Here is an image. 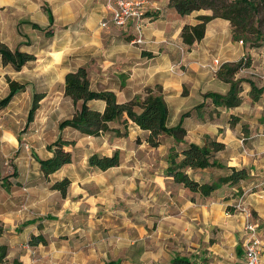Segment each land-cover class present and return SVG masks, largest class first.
<instances>
[{"label":"crops","instance_id":"obj_1","mask_svg":"<svg viewBox=\"0 0 264 264\" xmlns=\"http://www.w3.org/2000/svg\"><path fill=\"white\" fill-rule=\"evenodd\" d=\"M16 1L0 0V6L14 5ZM146 2L144 44L134 43L133 26H101L111 15L105 0L103 5H96L93 18L84 24L88 34L85 37L78 34V45H72L73 34L68 33L64 36L68 46L62 53L37 55L36 61L15 70L14 75L9 74L26 88L0 109V226L4 228L0 242L9 246L10 256L19 257L25 264L110 261L173 264L176 257H186L191 264H245L242 234L237 233L244 231V217L240 214L243 222L240 226L236 224V213L226 209L241 197L253 211L256 222L264 228V93L253 100L251 85L244 81L243 103L235 108L216 106L211 98L204 97L207 92L226 94L230 90V83L212 69L215 59L222 64L235 63L243 54L251 55L250 51L255 48L234 41L231 23L223 18L212 19L204 38L188 45L183 42L182 30L187 24L199 23L197 16L202 13L194 11L182 16L170 6L169 0ZM27 9L22 11L23 19L16 23L17 30L21 23L28 27H32L31 22L39 24L35 16L40 18L43 28L51 24L47 10L42 11L37 5ZM13 15L0 19V25L4 24L12 33L16 29H13ZM57 19L54 15V24L58 26ZM74 19L73 13L63 23H73ZM23 41L24 37L18 34L17 44L22 45ZM79 67L87 68L93 90L114 91L120 103L145 95L147 87L161 85L169 108L167 124L174 127L182 122L187 131L184 142L178 143L173 136L163 134L160 146L151 147L147 142L149 132L132 120L124 123L126 115L111 121V130L99 136L84 134L71 126L60 129L59 123L72 117L82 103L75 106L65 94L66 74ZM9 91L7 83L0 100ZM35 93L45 96L34 120L28 123ZM88 104L99 111H104L106 106L100 99H92ZM200 104L204 106L198 110ZM187 112L191 114L184 116ZM207 136L225 144V149L216 156L221 163L245 167L249 176L235 185L225 184L205 197L176 182L173 176L167 175L166 169L172 146L181 150L188 143L204 145ZM59 138L74 142L65 147L72 153V162L46 178L39 159L54 155V149L49 146ZM116 152L120 154L118 166L102 170L89 163L93 154L113 156ZM188 173L197 181L212 182L228 174V170L189 168ZM65 177L71 180V185L63 197L52 186ZM111 202H151L152 211H158L159 202H164L161 204L166 212L163 217L149 220L159 223L158 238H172L175 243L183 238L181 233H187L184 238L194 241L188 248L189 253L182 252L184 247L168 243H160L154 250L143 248L138 236L143 234L144 227L134 224L141 222L142 217L126 220V226L121 227L125 231L116 238L96 236L92 224L103 222L105 216L95 212L109 207ZM52 215L57 223L70 222L69 237L47 233V222L52 220L49 218ZM40 233L48 242L30 244L31 236ZM211 237L215 239L213 243L209 242Z\"/></svg>","mask_w":264,"mask_h":264},{"label":"trees","instance_id":"obj_2","mask_svg":"<svg viewBox=\"0 0 264 264\" xmlns=\"http://www.w3.org/2000/svg\"><path fill=\"white\" fill-rule=\"evenodd\" d=\"M169 4L178 14L185 16L202 9L212 10V14H200L197 16L199 23L195 25L187 24L182 30L183 42L192 45L201 41L206 34L207 24L215 18L227 19L231 23L232 38L234 41H251V47H259L260 41L264 39V34L260 27L264 25V0H169ZM50 22H54V15L50 9H47ZM34 29L43 30V27L35 22H31ZM51 34L50 31H47ZM253 38H249V35ZM0 56L4 65L11 64L17 71L21 70L28 62L37 59L34 53L23 51L19 48L12 50L6 44L0 41ZM252 60L249 56L241 58L232 63H223L218 70V76L224 81L230 83V90L226 94L217 92H207L205 98H211L216 106L235 108L243 103L244 90L242 83L247 81L251 85L250 97L258 100L264 93V86L259 87L254 80L249 78H236V74L242 69L250 67ZM216 74V75H217ZM10 88L9 93L0 100V109L6 107L20 90H25L26 85L17 80L7 77ZM65 94L72 98L75 106L81 103L72 117L66 118L59 123L60 129L71 126L84 134L99 136L104 132L110 131L109 123L114 120H121L124 115L126 119L135 122L141 129L149 132L147 142L151 147H158L161 144V136L168 134L174 137L175 141L184 142L186 129L180 122L177 126L169 127L167 124L169 116L168 104L165 101L161 85L147 87L145 95H137L127 102L120 103L114 91L102 90L95 91L91 88L90 78L86 67H79L65 76ZM44 93H35L31 109L28 114V123L34 120L40 101L44 98ZM92 99L105 101L104 111L91 108L88 102ZM204 104L197 106L199 110ZM187 112L184 116H189ZM120 132L118 131V134ZM74 142L59 138L49 147L54 149V155L49 159H39L41 169L46 178L59 170L65 164L72 162V153L65 149ZM225 149V144L207 136L204 145L188 143L185 148L178 150L176 146L170 148L168 156V167L166 173L173 176L174 180L182 183L191 192H199L208 197L215 190L225 184L235 185L241 180L248 178L247 168L236 166H225L217 158L218 152ZM89 163L93 167L107 170L110 167L120 164V154L116 152L113 156H100L93 154L89 158ZM208 169V168H226L228 174L219 176L212 182H200L193 178L188 169ZM7 181L4 178V183ZM71 180L65 177L53 184V188L59 190L63 197L67 195ZM4 233V228L0 226V237ZM47 238L42 234L32 235L29 243L37 245L46 244ZM10 250L7 244L0 242V264H25L19 257L10 260ZM173 264H191L186 257H176ZM105 264H119L116 261H110Z\"/></svg>","mask_w":264,"mask_h":264},{"label":"rangeland","instance_id":"obj_3","mask_svg":"<svg viewBox=\"0 0 264 264\" xmlns=\"http://www.w3.org/2000/svg\"><path fill=\"white\" fill-rule=\"evenodd\" d=\"M104 1L105 0H96L97 4L99 3V5H103ZM97 4H95L93 0H17L14 5L5 3L3 7L0 6V19L2 17L6 18L7 14L14 13L15 15L12 16L14 20L13 29H15V27L16 29L12 33L11 29L10 30L7 29L4 24L0 25V41L6 44L12 50L19 48L21 50L34 53L36 57L37 55L38 56L46 55L49 52L54 53L56 51H61L62 53L65 47L68 46V44L64 43L66 41L64 40V36L66 34L68 33L73 34L72 45L79 44L80 40L78 34H80V36L83 37H85L86 34H88V32L86 31L87 28L84 26V24L89 19L93 18L94 9ZM35 5H37V7H39L42 11H46L49 8L52 9L55 12L54 15L57 16L58 18L57 20H59V22H57L58 26L54 24L55 23L54 21L50 25L43 28V30H39V29H34L33 27H28L21 23L19 24L17 30V26H16L17 21L22 20L24 17L22 16L23 14L22 11H27L28 10L27 8H29V6H35ZM199 12H201L202 14L213 13L212 10L210 9H202L199 10ZM73 13L75 18L74 22L65 25L63 22L68 20V18H70V16ZM99 14L100 13H98V16ZM34 18L39 22V24L42 23L40 18L36 16ZM260 30L264 34V25L263 27L262 26L260 27ZM47 31H50L51 34H49ZM18 34L24 37V41L22 45L17 44ZM9 37L11 38L13 37L14 39H9ZM249 38H253L251 34L249 35ZM250 40L249 41L245 40L244 42L239 41V42L242 43L244 46H250L252 44ZM260 44L262 45L259 47H253L255 49H252V51H250L251 55H247V54L242 55L241 58L245 56H249L251 58L252 56V58L255 59V61L251 63L254 64V66L251 65L250 67L246 68L247 69L246 71H240L241 73L239 78H249V79L253 78L258 85L261 84L264 85V78H262V76L264 75V39L260 41ZM13 68L14 67L12 65L10 68H6V65H4L0 60V95L1 96L5 94L6 84L8 83L7 77H10V75H14L15 73L16 69ZM150 203L151 202H111L109 207L104 209L99 208V210L96 211L95 213L101 215L103 214L105 216V219L103 222H96V224H92V226L93 225L95 226L93 230L95 235L96 236L98 235L100 238H104V239L110 237L116 238L119 236L120 232L125 231V229L124 228L121 229V227L126 226L125 223L126 220L133 219L134 221L136 220L134 219L135 217H142L141 222L134 224L144 227L143 234L141 235L139 233L138 236V238H140L139 242L143 248L147 250L148 249L154 250L161 245L160 243L163 244L168 243L170 246L184 247V251L182 252L189 253L188 248L192 247L194 241L187 240L184 238V236L187 233H181L182 234L181 236L183 238L178 239L175 243L173 242L174 239L172 238L166 240L164 238L161 239V237L158 238L159 236L157 235L156 231L159 228V223L155 221H151L149 220V218L157 217L160 220L163 217V215L166 212L161 209V204H163L164 202H159L158 211L156 209L152 211L150 209L151 208ZM237 203L238 202H233L232 204L227 205L226 209L228 211L236 213L237 215L235 218L236 224L242 226L243 222L240 214L243 217L244 214L237 208L236 206ZM251 212L253 213L252 210ZM49 218L52 220L47 222L48 234L51 233L54 234L55 232H57L58 234H66L68 235V237L70 236L68 234V231L70 229L69 227L70 222L65 223L66 225H68V229H66L65 224L57 223L53 221L55 216L52 215ZM253 218L254 220L256 218L254 214H253ZM80 225L85 226V223L83 224L80 223ZM258 232L264 247V228L262 227V225H259ZM237 233L242 234L241 239L243 242V239L245 237L244 235L245 228L244 231H237ZM211 235L214 236V234ZM156 240L158 241V243H155ZM214 241H215L214 237H211L209 242L213 243ZM13 258L14 256H10V260Z\"/></svg>","mask_w":264,"mask_h":264},{"label":"built area","instance_id":"obj_4","mask_svg":"<svg viewBox=\"0 0 264 264\" xmlns=\"http://www.w3.org/2000/svg\"><path fill=\"white\" fill-rule=\"evenodd\" d=\"M110 9V18L101 22L102 27H109L110 24L118 27L133 26L134 43L142 45L145 40V27L147 24V2L146 0H108ZM222 63L215 59L212 67L217 74ZM237 208L245 217V237L243 239V248L245 264H264V247L259 237V224L255 222L253 213L248 208L241 197L236 204Z\"/></svg>","mask_w":264,"mask_h":264}]
</instances>
